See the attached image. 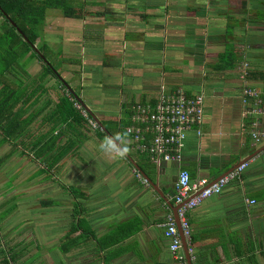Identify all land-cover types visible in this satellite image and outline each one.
<instances>
[{
  "label": "crops",
  "instance_id": "1",
  "mask_svg": "<svg viewBox=\"0 0 264 264\" xmlns=\"http://www.w3.org/2000/svg\"><path fill=\"white\" fill-rule=\"evenodd\" d=\"M85 1L84 18L66 21L73 31H83L66 40L76 42L66 52L67 62L80 59L62 70L71 87L82 86L81 95L99 121L125 119L131 104L154 106L162 95L178 90L203 95L202 135L198 127L188 133L182 167L193 181H217L240 163L250 164L241 179L190 214L192 263L264 264V137L259 145L252 137L255 130L264 133V115L256 113L264 109V0ZM248 88L257 92L261 105L253 97L244 101ZM43 125L41 116L34 123L37 137L46 131ZM76 141V150L50 171L30 152L11 142L1 145L0 136L5 158L0 168H7L0 185L12 175L18 179V189L0 194V214L10 219L21 206L28 222L18 231L13 229L17 222L8 225L0 251L17 254L16 264H22L28 259L19 260L21 255L47 253L44 239L53 234L48 254L62 253V238L77 224L80 204L89 239L62 253L55 264H178L162 224L169 214L175 216L179 166H149L129 135L93 132ZM26 231L31 234L18 241ZM94 237L117 243L99 249ZM41 263L51 264L43 257Z\"/></svg>",
  "mask_w": 264,
  "mask_h": 264
},
{
  "label": "trees",
  "instance_id": "2",
  "mask_svg": "<svg viewBox=\"0 0 264 264\" xmlns=\"http://www.w3.org/2000/svg\"><path fill=\"white\" fill-rule=\"evenodd\" d=\"M87 5L85 0H0V136L2 141L11 142L17 149L22 148L33 154L50 171L76 150L79 143L76 138L82 137V134L95 131L104 137L126 136L129 135L127 128L134 124L131 113L125 119L106 117L100 121L97 129L92 128L88 117L93 119L94 113L87 111L86 117L83 113L85 109L75 107L77 100L84 101L83 98L81 100V88L71 87L62 71L63 65L80 64V59L66 62L67 58L62 53L56 55L45 41L43 46L37 47L47 21L54 15L51 11H59L57 14L64 18L83 19ZM26 58L39 60L41 73L35 80L24 82L18 71L25 69L21 63ZM49 83L53 84L48 86ZM41 116L46 131H40L37 137L32 128ZM83 129L87 132H82ZM65 137H68L66 142H62ZM135 152L145 158L149 166L158 167L151 155L137 149ZM79 205L75 208V218L79 220L61 241L63 254L81 247L84 240L89 239ZM93 240L98 242L99 249L117 243V239L107 242V238L98 241L94 237ZM16 256L10 253L0 258V262L16 264Z\"/></svg>",
  "mask_w": 264,
  "mask_h": 264
},
{
  "label": "built area",
  "instance_id": "3",
  "mask_svg": "<svg viewBox=\"0 0 264 264\" xmlns=\"http://www.w3.org/2000/svg\"><path fill=\"white\" fill-rule=\"evenodd\" d=\"M247 64H245L246 70ZM246 72L241 71V78L245 79ZM244 101L249 98H257L256 105L262 101L255 90H244ZM205 97L197 95L190 97L183 90L164 94L153 106L146 104L145 107L136 109L132 116L133 125L128 127L126 133L131 136L137 150L151 155L152 161L159 165L162 162L177 164L180 168L175 182V204L179 206L177 211L178 220L171 213L162 224L165 235L170 241L169 251L171 257L178 264H190L195 260L192 243V229L190 214L197 209L205 200L224 193L227 186L237 179H241L244 171L249 167L250 161L243 163L227 176L210 181L208 178H201L193 181L189 170L182 167L183 153L186 147L188 133L198 127V136L202 135L201 127L205 119ZM81 109L79 103H75ZM88 117V112L83 110ZM256 113L264 115V109L257 108ZM89 124L97 129L98 123L89 118ZM252 137L256 145L263 141L264 133L255 130ZM147 183V181H145ZM251 205L255 201H249ZM184 240L188 243L187 254L184 250Z\"/></svg>",
  "mask_w": 264,
  "mask_h": 264
},
{
  "label": "rangeland",
  "instance_id": "4",
  "mask_svg": "<svg viewBox=\"0 0 264 264\" xmlns=\"http://www.w3.org/2000/svg\"><path fill=\"white\" fill-rule=\"evenodd\" d=\"M57 12H59V11H57ZM57 12L56 11H51L52 14L53 13H56V14H54L53 16H51V18L47 21V24H46V26L44 28V35L42 36V39H39L37 41V47L43 46V43L45 41V42H47V43L50 44V46L52 47V49L55 51V54L56 55L59 54V53H62L63 56L65 58H67V57H70V56H68V54H66V52L69 53L68 49L75 48L74 47V44H76V42H71V43H68L67 42L69 36L70 35H75V33L78 34V36H80V34L83 31L79 30L80 31L79 32L77 29H75V31H73L72 28H70V26L67 25V22H66L67 21V18H64L63 16L57 14ZM1 22H2V19H0V23ZM65 35H66V37H64ZM80 57H82V56H79V58ZM66 62H67V60H66ZM21 65L22 66L24 65V68L25 69L24 70L23 69H19L18 73H19V75L22 76V80L24 79V82L33 81L36 78L40 77V73H41V63L39 62V60L33 59V58L32 59L31 58H26V59H24L22 61ZM66 67L67 66L62 67L63 71L64 70H67V69H65ZM71 67H74V66H70V67H68V69L71 70ZM70 73H71V71H70ZM63 76H64L65 79L70 80V77L68 78V76L66 74H63ZM61 78H62V76H61ZM82 80H84V78ZM52 84L53 83H49L48 86L49 85H52ZM85 84H86V86L88 85L87 82L86 83H83V85H85ZM36 85L37 84H35V87H36ZM78 86H76V87L77 88H82V87H78ZM86 90H89V89H86ZM76 91L78 92V91H80V89H76ZM80 94H81V92H80ZM68 96L70 97V95H68ZM82 98L84 99V101L77 100L76 103H79L81 105V107L83 109H85L86 111H91V109H92V111H94V108L92 107V104L90 102L86 101L85 97L81 96V100H82ZM87 104L91 107V109L88 107ZM204 105H205V103H204ZM145 106H146V103H143L141 101L135 102V103L131 104L129 108H127V113L128 114L133 113L132 115L134 116V114L136 113V109L143 108ZM75 107L77 109H79L76 106V104H75ZM32 129H34V131H36L35 127H33ZM81 131L82 132H87L85 129H83ZM91 132H95V131H91ZM3 144L4 145H7V142H4L3 141L1 143V145H3ZM8 149L9 148L6 147V151ZM3 154L1 155V153H0V159H2V160L5 159V158H3ZM27 158L32 162V160L29 157H27ZM0 167H1V165H0ZM6 169L7 168L4 167V169H2V170H5L6 171ZM2 170L0 168V182L2 180H5L6 181V178H5L6 175L2 172ZM46 173H48V172H46ZM17 180L18 179L15 176H13V175L10 176L9 177V181L8 182H4V186H1L0 185V194L3 191L6 192V194H7V190H9L10 188H12V189H18V187L16 188V182H17ZM12 194H13V192H12ZM4 218H5L4 213L0 214V241H2V244H3V241L5 242V239L3 238L4 234H5V236H6V234H8L7 228H8V225L9 224L16 223L17 222L18 226H14L13 229H14V231H18V230H22L25 227V225L28 223L27 221H24L23 220L24 217L22 215V208H21V206H19L18 209L10 216V219H4ZM34 224L36 225L37 222H34ZM35 231H37L36 228H35ZM30 234L31 233H28V231H26L25 232V235H22L18 239V241L19 240H23L26 235H30ZM34 234H36V233H34ZM53 237H54L53 234H49L44 239V241L45 242H48V243H46V246H44V247L42 246V248H47V249H45V251H47V253H45V254H42L41 253V254H37V255L36 254H33V255L30 254V255H26V256L25 255H21L20 258H19V260L22 259L23 257H25V260H27V259L29 260L30 257H31V255H32V257H31V259L29 261L28 260H27V262L22 261V262H24L22 264H30L31 262H32L31 264H39L41 257H43L44 260L46 259L47 261H50L51 264H55L57 260L61 259L62 258V255H63L62 253H55V252H53L51 254H48V253H50V250H52V249H50V247H53V246H50L51 244L48 245L50 239L52 240ZM36 240L39 243L41 242L40 239H37V236L35 237V240L34 241H36ZM26 241H28V240H25V243H26ZM23 243H24V241H23ZM53 250L58 251L59 249L58 248H54ZM6 254H7L6 251L4 252L3 250H1L0 251V258H4L5 256H7ZM0 264H2V263L0 262Z\"/></svg>",
  "mask_w": 264,
  "mask_h": 264
},
{
  "label": "water",
  "instance_id": "5",
  "mask_svg": "<svg viewBox=\"0 0 264 264\" xmlns=\"http://www.w3.org/2000/svg\"><path fill=\"white\" fill-rule=\"evenodd\" d=\"M36 48V47H35ZM37 52H39L38 50H37ZM86 107V106H85ZM87 108V107H86ZM91 112V111H90ZM93 117L98 121V123L100 124V121H99V119L95 116V115H93ZM101 125V124H100ZM264 151V150H263ZM262 151V152H263ZM259 154H260V152H259ZM258 153H257V155H259ZM256 155V156H257ZM255 157V156H254ZM244 163H245V161H244ZM241 164H243V163H240L237 167H235L234 169H232V170H230L228 173H226V174H224V175H222V177H220L219 179H221V178H223V177H225V176H227L229 173H231L232 171H234L236 168H238ZM138 169V168H137ZM218 179V180H219ZM149 180V179H148ZM150 183H151V185L153 186V187H155L156 189H158L157 188V184L156 183H153L152 181H150ZM178 209H179V206H176L175 207V209H174V213H175V217H176V219L178 220V214H177V211H178ZM179 221V220H178ZM188 243L184 240V250L187 252L188 251ZM188 259H189V263L190 264H193L192 263V261H191V259H190V255H188Z\"/></svg>",
  "mask_w": 264,
  "mask_h": 264
},
{
  "label": "clouds",
  "instance_id": "6",
  "mask_svg": "<svg viewBox=\"0 0 264 264\" xmlns=\"http://www.w3.org/2000/svg\"><path fill=\"white\" fill-rule=\"evenodd\" d=\"M94 118V117H93ZM95 119V118H94ZM96 120V119H95ZM97 121V120H96ZM97 123H98V121H97ZM98 126H100V124L98 123Z\"/></svg>",
  "mask_w": 264,
  "mask_h": 264
}]
</instances>
